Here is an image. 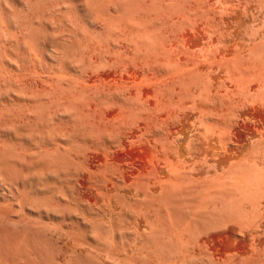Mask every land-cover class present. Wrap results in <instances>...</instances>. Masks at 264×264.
Listing matches in <instances>:
<instances>
[{"label": "rangeland", "instance_id": "374dc122", "mask_svg": "<svg viewBox=\"0 0 264 264\" xmlns=\"http://www.w3.org/2000/svg\"><path fill=\"white\" fill-rule=\"evenodd\" d=\"M127 1L116 12L123 34L110 36L151 35L162 55L128 51L138 67L117 84L92 81L90 69L108 79L106 53L61 68L19 54L7 68V91L37 87L39 100L35 126L28 101L5 99L20 120L0 134V264H264V0Z\"/></svg>", "mask_w": 264, "mask_h": 264}, {"label": "bare ground", "instance_id": "6f19581e", "mask_svg": "<svg viewBox=\"0 0 264 264\" xmlns=\"http://www.w3.org/2000/svg\"><path fill=\"white\" fill-rule=\"evenodd\" d=\"M67 1V2H66ZM61 0L59 2V0H57V2L55 0H0V130H1V133L0 134H4L2 131L4 130L3 128H5L6 125H10V124H14L12 122H14V120L16 119V114L15 112L13 113L11 110H9L10 107H7L8 109H6V104H7V101L9 103H13L17 100L20 101V99L22 98L23 101H28V105H29V108L27 107V110H26V114H24V116H26V120H30V118H32L31 120L33 121L32 123L35 125V119H37V105H36V99H38L37 97V90L35 87L31 89L29 88L30 86V83L28 82H25V83H28L27 85L29 87H25L24 90H17V91H14V89H17V88H14L13 90L11 89L12 93L10 94L9 92H11L9 90V92L7 91V89L10 88V85H9V79L11 78H14V77H10L8 78L7 76L9 75H6V73L9 71L7 70L8 66H12V63L13 65H18L19 63L17 62V64L15 63L16 62V58H14L13 56H18L19 54L21 55V59L23 58L28 60L30 63V66L31 64L34 66L33 68H35V65L37 62H39L40 59L42 58H46L48 60H56L58 58V60L60 59V68H61V64L62 65H65L63 64V61L65 62L67 59L70 60L71 58V61L72 59H78L83 61V59L85 58L87 61L88 60H91L90 59V56H92L93 54H95V56H99L102 54V57H104L105 53L107 54L108 56V59H106L105 62H107L109 65L108 67L105 65V69L109 70L108 72H110L108 74L109 76H111V78H109L108 75H106V77L108 79H105L103 77H105L104 75L102 76V74H100L98 72V70H93V69H90V71L92 70L91 72V75L93 76V82H95V84L97 85V83H99V86H100V83L103 82L105 84L102 83L101 87L103 86L104 88L107 87L105 85H108L109 87H111V85L113 83L117 84L116 81L121 80L123 78V76L121 74H123V71L125 73L128 72V69L130 68V66L136 68L138 67L136 65L135 62V55H141L142 59L144 57H146V59L148 58V53H152L154 55V53L157 55V53L159 52V47L157 48L154 43H153V39L151 38V35L150 37H148V39L146 38V36L142 37L141 36V39L140 36L138 38H136L135 40L133 39V35L129 37L128 36H124V35H120L118 36V34H115V37H111L110 35L112 34V32L114 31L115 32V27L118 29V33L119 34H123L120 30L121 29V26L117 27L120 23H119V18H120V15L119 17L117 16L116 12L117 10L120 8V4H122L123 0ZM126 1V0H124ZM139 1V0H138ZM143 1V0H142ZM152 1V0H151ZM159 2V0H157ZM156 1V2H157ZM129 3H131L129 0L127 1ZM155 2V3H156ZM162 1H160L161 3ZM164 2V0H163ZM162 2V3H163ZM172 2V1H171ZM133 3V1H132ZM145 3V2H144ZM154 3V2H153ZM152 3V4H153ZM154 3V4H155ZM159 3V4H160ZM128 4V3H127ZM150 4V6L152 5ZM153 4V5H154ZM125 4H123L124 6ZM134 5V4H133ZM148 5V4H145V6ZM163 5V4H162ZM175 5V4H174ZM136 6V5H134ZM137 6H138V3H137ZM142 3H141V7H142ZM144 6V7H145ZM148 6V7H150ZM157 6V5H156ZM171 6V5H170ZM179 6V5H178ZM147 7V6H146ZM161 7V5H159V8ZM164 7V6H163ZM126 8V7H125ZM134 8V7H133ZM137 8H140V7H136V10H138ZM143 8V7H142ZM152 8V7H151ZM150 8V9H151ZM162 8V7H161ZM167 8V7H166ZM169 8V7H168ZM168 8L166 11H168ZM173 8V7H172ZM123 9V7H122ZM128 9V8H127ZM132 9V8H131ZM155 9V8H154ZM178 9V8H177ZM135 10V9H134ZM153 10V9H152ZM171 10V9H170ZM121 11V9L119 10V12ZM123 11V10H122ZM130 11V10H129ZM139 11V10H138ZM144 11V10H143ZM146 11V9H145ZM151 11V10H150ZM160 11V10H159ZM181 11V10H180ZM132 12V11H131ZM141 12V11H139ZM164 12V11H163ZM179 12V11H178ZM122 12H120L121 14ZM125 13V12H124ZM160 13V12H159ZM119 14V13H118ZM131 16H133L134 14L130 13ZM139 14V13H138ZM143 14V13H142ZM151 13H149L150 15ZM153 14V13H152ZM156 14V13H155ZM129 15V14H128ZM128 15H125L128 16ZM146 15V13H145ZM144 15V16H145ZM171 15V14H170ZM178 15V14H176ZM137 16V14H136ZM154 16V15H153ZM156 16V15H155ZM129 17V16H128ZM127 17V18H128ZM135 17V16H134ZM138 18V17H137ZM155 19V17H153ZM151 18V19H153ZM164 18V17H163ZM174 18V16H173ZM124 19V17H123ZM129 19V18H128ZM144 19V18H143ZM158 19V17H157ZM122 20V19H121ZM120 20V21H121ZM132 20V19H130ZM142 20V19H141ZM161 20V19H160ZM158 20V23L159 21ZM168 20V19H167ZM175 20V19H174ZM182 20V19H181ZM144 21V20H143ZM142 21V23H143ZM172 21V20H171ZM176 21V20H175ZM126 22V21H125ZM130 22V21H129ZM138 22V21H137ZM140 22V21H139ZM155 22V21H154ZM157 22V21H156ZM162 22V21H161ZM122 23V21H121ZM133 23V22H132ZM150 22H148V25ZM128 24V23H127ZM125 24V26L127 25ZM121 25V24H120ZM141 25V23H140ZM144 25V24H143ZM146 25V24H145ZM155 25V24H154ZM160 25V24H159ZM164 25V24H163ZM137 25L133 26L134 28L136 27ZM158 26V25H157ZM148 27V26H147ZM145 27L143 29V31L147 28ZM176 27V26H175ZM197 27V26H196ZM133 28V29H134ZM139 28V27H138ZM137 28V30L139 31V29ZM150 27H148L149 29ZM155 28V27H154ZM171 28V27H170ZM178 28V27H176ZM115 29V30H114ZM126 29V28H125ZM131 29V28H129ZM136 29V28H135ZM134 29V30H135ZM141 29V28H140ZM160 29V28H159ZM164 29V28H162ZM174 29V28H173ZM171 28V30H173ZM132 30V29H131ZM153 32L154 29H151ZM124 31V30H123ZM126 31V30H125ZM130 31V30H129ZM128 31V33H129ZM143 31L142 33L140 34H143ZM150 31V30H149ZM157 31H158V28H157ZM156 31V32H157ZM176 31V30H175ZM174 31V32H175ZM132 32V31H131ZM148 32V31H147ZM169 32V30H168ZM139 33V32H137ZM159 33V32H158ZM157 33V34H158ZM164 33V32H163ZM162 33V34H163ZM183 33V32H182ZM76 34H79L78 37L76 38ZM106 34V35H105ZM146 34V33H145ZM155 34V33H154ZM160 33V36L162 35ZM166 34V33H165ZM176 34V33H175ZM105 38H104V36ZM127 35V34H125ZM136 35V34H135ZM139 34H137L138 36ZM148 35V34H147ZM113 36V35H112ZM118 36V37H117ZM184 36V35H183ZM73 37L76 41V45L78 46V51H73V50H70V48L72 49H75L73 48L74 45H73ZM106 37H108V39H106ZM157 37V36H155ZM117 38V39H116ZM143 38V39H142ZM151 38V40L149 39ZM154 38V37H153ZM159 38V37H158ZM177 38V37H176ZM156 39V38H155ZM101 40H104L101 42ZM138 40V42H136ZM148 42H147V41ZM150 40V42H149ZM174 40V39H173ZM176 40V39H175ZM74 41V42H75ZM145 41V42H144ZM171 41V39H170ZM103 43L101 45V43ZM183 42V41H182ZM162 43V42H161ZM172 43V42H170ZM176 43V42H175ZM132 44V46H131ZM134 44V45H133ZM154 44V45H153ZM157 44V43H156ZM173 44V43H172ZM165 45V43H164ZM163 46V45H162ZM228 46V45H227ZM168 48V47H167ZM173 48V47H172ZM177 48V47H176ZM144 49V50H143ZM166 49V47L164 48ZM101 50V51H100ZM158 52H157V51ZM167 50V49H166ZM173 50V49H172ZM179 50V49H178ZM71 51V52H70ZM75 53H73V52ZM132 52L133 54H135L134 56L132 55V59H130L131 57L130 56H127L126 53H128L129 55V52ZM170 51V50H169ZM76 52L78 55H76ZM122 52H125L124 56H119L121 55ZM157 52V53H156ZM162 52H163V49H162ZM183 52V51H181ZM167 53V52H166ZM171 53V52H170ZM178 53V52H177ZM161 54V52H160ZM169 54V52L167 53V55ZM176 54V53H175ZM71 55V56H69ZM151 55V54H150ZM159 55V54H158ZM157 55V57H158ZM162 55V54H161ZM161 55H159L161 57ZM166 54L163 55V57H166L165 56ZM171 55V54H170ZM168 55V56H170ZM106 56V55H105ZM167 56V57H168ZM100 57V56H99ZM101 57V58H102ZM127 57H130L129 59H125ZM19 58V57H18ZM94 58V57H93ZM107 58V57H106ZM159 58V57H158ZM174 58V57H173ZM181 58V57H180ZM66 59V60H64ZM95 59V58H94ZM138 59V58H137ZM150 59V58H149ZM167 59V58H166ZM172 59V58H170ZM15 60V61H14ZM22 62L24 63V61L26 62V60H24ZM105 60V59H104ZM132 60L134 62H132ZM141 60V59H140ZM154 60V59H153ZM169 60V59H168ZM175 60V58H174ZM43 61V60H42ZM77 61V60H76ZM137 61V60H136ZM167 61V60H166ZM45 62V61H44ZM59 62V61H58ZM84 62V61H83ZM89 62V61H88ZM104 63V61H102ZM141 62V61H140ZM146 62V61H145ZM160 62V61H159ZM169 62V61H168ZM171 62V61H170ZM169 62V63H170ZM174 62V61H173ZM178 62V61H177ZM46 63V62H45ZM82 63V62H81ZM165 63V62H164ZM179 63V62H178ZM29 64H26L27 67L29 66ZM42 64V63H41ZM40 64V66H41ZM69 64V63H68ZM79 64V63H78ZM121 64V65H120ZM127 64H128V69H127ZM148 64V63H146ZM157 64V63H156ZM22 65V64H21ZM47 64H45L46 66ZM52 65V64H51ZM86 65V64H84ZM144 65V64H143ZM149 65V64H148ZM169 65V64H168ZM29 66V67H30ZM69 66V65H68ZM76 66V65H74ZM80 66V65H79ZM89 66H93V64L91 65V61H90V65ZM147 66V65H146ZM154 66V65H153ZM15 67V66H14ZM21 67V66H20ZM25 67V66H24ZM27 67L25 69H27ZM32 67V66H31ZM65 67L67 68L66 66H62V68ZM85 67V66H84ZM90 67V68H91ZM95 67V66H94ZM107 67V68H106ZM132 67L130 68L132 70ZM140 67V66H139ZM145 67V66H143ZM150 67V66H149ZM179 67V66H178ZM37 68V67H36ZM64 68V69H65ZM18 69H19V66H18ZM30 69V68H29ZM39 69V68H38ZM45 69V68H44ZM52 69V68H51ZM58 69V68H57ZM62 69V71L64 70ZM87 69V68H86ZM129 69V71H131ZM150 69V68H149ZM153 69V68H152ZM168 69V68H167ZM33 69H30V71H32ZM37 70V69H36ZM66 70V69H65ZM101 70V69H99ZM104 70V69H102ZM137 70V68H136ZM28 71V74L29 72ZM38 71V70H37ZM45 71V70H44ZM61 71V73H62ZM67 71H69L67 69ZM80 71V70H79ZM97 71V72H96ZM105 71V70H104ZM103 71V72H104ZM134 72V70H132ZM177 71V70H176ZM20 72V71H19ZM41 72V71H40ZM52 71H50L51 73ZM56 72V71H55ZM55 72H53L55 74ZM83 72V71H82ZM80 72V73H82ZM102 72V73H103ZM161 72V71H160ZM11 73V72H10ZM9 73V74H10ZM16 73V72H15ZM33 73H34V70H33ZM49 73V72H48ZM78 73V72H76ZM86 73V72H85ZM84 73V75H85ZM89 73V71H88ZM87 73V74H88ZM132 73V72H131ZM155 73V72H154ZM14 74V72L12 73V75ZM23 74V73H22ZM26 74V72H25ZM53 74V75H54ZM60 74V73H58ZM57 74V75H58ZM73 74V73H72ZM130 74V73H129ZM127 74V75H129ZM138 74V73H137ZM11 75V76H12ZM17 75H20L19 73ZM35 75V74H34ZM38 75V74H37ZM40 75V73H39ZM38 75V76H39ZM47 75V74H46ZM65 75V74H64ZM80 75V74H79ZM82 75V74H81ZM83 75V76H84ZM131 75V74H130ZM129 75V76H130ZM146 75V74H145ZM29 76V75H28ZM32 76V75H31ZM36 76V75H35ZM91 76V77H92ZM19 77V76H18ZM78 77V75H77ZM88 76L86 75V78ZM90 77V76H89ZM88 79H92L91 77ZM125 77V76H124ZM22 78V77H20ZM29 78V77H28ZM33 78V79H32ZM31 80H32V83L34 81L35 83V79L34 77L32 76ZM49 78V76H48ZM57 78V77H56ZM64 78V77H62ZM79 78H81V80L83 81V84L80 85V86H77L79 87L80 91H83L84 90V87L87 86L88 82L85 83L86 81L88 80H84L82 79V77L80 76ZM84 78V77H83ZM129 78H132V77H128ZM145 78V77H144ZM153 78V77H152ZM10 79V80H11ZM59 79V78H58ZM66 79V78H65ZM73 79V78H72ZM71 79V80H72ZM137 79V78H136ZM25 80V79H24ZM37 80V79H36ZM74 80V79H73ZM72 80V81H73ZM77 80V79H76ZM144 80V79H143ZM53 81V80H52ZM59 81V80H58ZM80 81V80H79ZM85 81V82H84ZM91 81V82H92ZM98 81V82H97ZM100 81V82H99ZM122 81V80H121ZM129 81V80H127ZM146 81V80H145ZM12 82V81H11ZM16 81H14L15 83ZM45 82V81H44ZM49 82V81H48ZM68 82V81H67ZM78 82V81H77ZM97 82V83H96ZM113 82V83H112ZM132 82V81H131ZM136 82V81H135ZM63 83V82H62ZM76 83V81H75ZM112 83V84H111ZM128 83V82H127ZM42 84V83H41ZM49 85V83H47ZM55 84V83H54ZM59 84V83H58ZM80 84V83H79ZM94 84V85H95ZM114 84V85H115ZM124 84V83H123ZM122 84V85H123ZM133 83H131L129 86H131ZM17 85V83L15 84V86ZM25 85V84H24ZM33 85V84H32ZM37 85V84H36ZM47 85V86H48ZM78 85V84H77ZM126 85V84H125ZM135 85V84H134ZM133 85V87H134ZM144 85V84H143ZM12 86V85H11ZM19 86V85H18ZM22 86V85H21ZM34 86V85H33ZM76 85H74L73 89L74 90H77L75 88ZM93 86V85H92ZM91 86V88H92ZM118 86V85H116ZM9 87V88H7ZM59 87V86H58ZM57 87V88H58ZM62 87V86H61ZM88 87V86H87ZM101 87L100 90H101ZM102 87V88H103ZM120 86H118L119 88ZM12 88V87H11ZM23 89V87H19V89ZM30 90H29V89ZM52 88V87H51ZM70 88V87H69ZM97 86L94 91V95H95V92L97 90ZM98 88V89H99ZM103 88V89H104ZM115 88V87H114ZM128 91V87H126ZM90 89V88H89ZM102 89V91H103ZM108 89V88H107ZM141 89V88H140ZM143 89V88H142ZM148 89V88H147ZM63 90V89H62ZM91 90V89H90ZM93 90V89H92ZM117 90V88H116ZM119 92H120V89H118ZM123 90V89H122ZM132 90V89H131ZM41 91V90H40ZM50 91V90H49ZM57 91V90H56ZM56 91H54L56 93ZM78 91V94L79 92ZM99 91V90H97ZM71 91H69L70 93ZM76 92V91H75ZM118 92V91H117ZM125 92V91H124ZM50 93V92H49ZM73 93V92H72ZM85 93V92H84ZM98 93V92H97ZM102 93V92H101ZM108 93V92H107ZM123 93V92H122ZM44 94V93H43ZM46 94V93H45ZM44 94V95H45ZM100 94V93H99ZM53 95V94H52ZM61 95V94H60ZM64 95V94H63ZM97 95V94H96ZM112 95V94H111ZM54 96V95H53ZM70 96V95H68ZM80 96V95H79ZM93 96V95H92ZM98 96V95H97ZM121 96V95H120ZM126 96V95H125ZM73 97V96H72ZM76 97V96H75ZM88 97V96H87ZM100 97V96H99ZM7 98V101L5 102V99ZM36 98V99H35ZM61 98V97H60ZM84 98V97H83ZM86 98V97H85ZM90 98V97H89ZM122 98V97H121ZM124 98V97H123ZM141 98V97H140ZM21 99V101H22ZM58 99V98H57ZM69 99V98H67ZM74 99V98H73ZM93 99V98H92ZM103 99V98H102ZM15 100V101H14ZM39 100V99H38ZM41 100V99H40ZM81 100V99H80ZM91 100V99H90ZM107 100V99H106ZM126 100V99H124ZM16 101V103H17ZM18 101V102H19ZM31 101V102H30ZM59 101V99H58ZM57 101V102H58ZM65 101V100H63ZM78 101V100H77ZM83 101V100H82ZM85 101V100H84ZM55 102V101H54ZM61 102V101H60ZM136 102V101H135ZM15 103V104H16ZM43 103V102H42ZM52 103V102H51ZM50 103V104H51ZM89 103V102H88ZM87 103V104H88ZM108 103V102H107ZM125 103V102H124ZM12 104V105H13ZM14 104V105H15ZM72 104V103H71ZM84 104V103H83ZM143 104V103H142ZM10 105V104H9ZM27 105V106H28ZM36 105V106H35ZM51 105H54V104H51ZM50 105V108L52 107ZM59 105V104H58ZM56 104V107L58 106ZM90 105V104H89ZM88 105V106H89ZM105 105V103H104ZM123 105V104H122ZM20 107L19 103H17V105H15V107ZM22 106V105H21ZM26 106V104H25ZM42 106H45V105H42ZM60 106V105H59ZM91 106V105H90ZM107 106V105H106ZM115 106V105H114ZM121 106V104H120ZM16 108H13V109H17ZM49 107V106H48ZM47 107V108H48ZM87 107V105H86ZM110 107V106H109ZM108 107V108H109ZM116 107V106H115ZM114 107V108H115ZM25 108V107H24ZM21 109L24 110L25 112V109ZM45 108V107H44ZM49 108V109H50ZM100 108V107H99ZM133 108V107H132ZM136 108V107H135ZM12 109V108H10ZM20 109V110H21ZM52 109V108H51ZM60 109V107H59ZM76 109H78L76 107ZM90 109V108H89ZM97 109V108H96ZM111 109V108H110ZM6 110V111H5ZM46 110V109H45ZM58 110V109H57ZM84 111V109H82ZM115 109H113L114 111ZM127 110V109H126ZM125 110V111H126ZM18 113L19 112V109L16 110ZM44 111V110H43ZM88 111V110H87ZM102 111V110H101ZM122 110L120 109V112ZM124 111V109H123ZM124 111V112H125ZM14 114L16 117L15 119L11 118V115L9 117V114L10 113ZM24 112H20L18 113L19 116L21 117V114L24 113ZM46 112V111H44ZM69 112V111H68ZM76 112V111H74ZM73 112V113H74ZM96 112V111H95ZM119 112V111H118ZM42 113V112H41ZM41 113H39L41 115ZM62 113V112H61ZM90 113V112H89ZM101 113V112H99ZM105 113V112H104ZM107 113V112H106ZM17 114V115H18ZM50 115V113H48ZM54 114V112L52 113V115ZM67 114V113H66ZM116 114V113H115ZM127 114V113H126ZM130 114V113H129ZM13 115V116H14ZM43 115V114H42ZM50 115V117L52 116ZM63 115V114H62ZM69 115V114H67ZM89 115V114H88ZM101 115V114H100ZM106 115V114H105ZM104 115V116H105ZM18 116V117H19ZM22 116V117H24ZM64 116V115H63ZM62 116V117H63ZM76 116V115H75ZM103 116V115H102ZM117 116V115H116ZM30 117V118H28ZM41 117V116H40ZM61 117V118H62ZM69 117V116H68ZM96 117V116H95ZM44 118V117H43ZM49 118V117H47ZM52 118V117H51ZM60 118V119H61ZM74 118V117H73ZM77 118V116H76ZM85 118V116H84ZM90 118V117H89ZM13 119V121H12ZM58 119V118H57ZM104 119V118H103ZM122 119V118H121ZM18 120V118L16 119ZM15 120V121H16ZM20 120V119H19ZM18 120V121H19ZM27 120V121H28ZM30 120V121H31ZM79 120V119H78ZM96 120V119H95ZM26 122V124L28 125V123ZM53 121V120H52ZM51 121V122H52ZM61 121V120H60ZM74 121V120H73ZM85 121V120H84ZM83 121V122H84ZM22 122V121H21ZM36 122H38L36 120ZM50 122V123H51ZM7 123H10V124H7ZM75 123V121H74ZM85 123V122H84ZM19 124V123H18ZM43 123H41V126H42ZM53 124V123H52ZM87 124V123H86ZM90 124V123H89ZM113 124V123H112ZM81 125V124H80ZM92 125V124H91ZM107 125V124H106ZM105 125V127H106ZM111 125V124H110ZM15 126V125H14ZM36 126V125H35ZM46 126L48 127V125L46 124ZM45 126V127H46ZM108 126V125H107ZM23 127H25V125H23ZM50 127H54L53 125L50 126ZM58 127V126H57ZM64 127V125H63ZM61 127V128H63ZM86 127V126H85ZM90 127V126H89ZM93 127V126H92ZM9 128V127H8ZM14 128V127H13ZM43 128V127H42ZM56 128V127H55ZM7 129V128H6ZM36 129V128H35ZM34 129V130H35ZM39 129V128H38ZM51 129V128H50ZM58 129V128H57ZM79 129V128H78ZM91 129V128H90ZM10 130V129H9ZM7 130V131H9ZM27 130V129H26ZM32 130V129H31ZM60 130V129H59ZM69 130V129H67ZM15 131H19L18 129H14V133H16ZM21 131H23L21 129ZM50 131V130H49ZM41 132V131H40ZM48 132V131H47ZM59 132V131H58ZM84 132V131H83ZM86 132V131H85ZM21 133V132H20ZM23 133V132H22ZM32 133V132H31ZM39 133V131H38ZM59 134V133H58ZM74 134V133H73ZM29 135V134H28ZM39 135V134H38ZM62 135V134H61ZM4 135H2L3 137ZM17 136V135H16ZM31 136V135H30ZM41 136V135H39ZM50 136V135H49ZM55 136V135H54ZM53 136V137H54ZM58 136V135H57ZM68 136V135H67ZM1 137V136H0ZM6 137V136H5ZM47 137V136H46ZM70 137V136H69ZM27 138V137H26ZM2 139V138H1ZM12 139V138H11ZM21 139V138H20ZM35 139V137H34ZM58 139V138H57ZM60 139V138H59ZM5 139L3 138V141ZM18 140V139H17ZM30 140V139H29ZM38 140V139H37ZM66 140V139H65ZM10 141V140H9ZM27 141V140H26ZM64 141V139H63ZM67 141V140H66ZM7 142V141H5ZM18 142V141H17ZM28 142V141H27ZM42 142V141H41ZM60 142V141H59ZM16 143V141H15ZM47 143V142H46ZM45 143V144H46ZM4 144V143H3ZM35 144V143H34ZM49 144V143H48ZM52 144V141L51 143ZM54 144V143H53ZM71 144V143H70ZM1 145V143H0ZM6 145V144H4ZM3 145V146H4ZM17 145V144H16ZM20 145V143H19ZM68 145V144H67ZM12 146V145H11ZM24 146V145H23ZM28 146V145H27ZM44 146V145H43ZM51 146V145H49ZM5 147V146H4ZM13 147V146H12ZM19 147V146H18ZM40 147H42V145L40 144ZM3 148V147H2ZM17 148V147H16ZM15 148V149H16ZM28 147H26L27 149ZM32 148V147H31ZM39 148V147H38ZM37 148V149H38ZM51 148V147H50ZM57 148V147H55ZM5 149V148H4ZM4 149H1L0 147V163L2 162L1 161V157H5V153H4ZM22 149V148H21ZM41 149V148H39ZM60 149V148H59ZM10 150V149H9ZM23 150V149H22ZM22 150L20 152H22ZM28 150V149H27ZM47 150V149H46ZM56 150V149H55ZM16 151V150H14ZM36 151V150H35ZM34 151V152H35ZM38 151V150H37ZM65 151V150H64ZM7 152V150H6ZM20 152H16V153H19L17 155H20ZM32 152V151H31ZM14 152V154H16ZM33 153V152H32ZM49 153V151H48ZM61 153V152H60ZM25 153H23L22 155H24ZM34 154H36V158L37 157V152H35ZM32 154V156L34 155ZM41 154V153H40ZM52 155V154H51ZM15 156V155H13ZM40 156V155H39ZM44 156V155H43ZM8 157V156H7ZM14 158V157H13ZM23 158V157H21ZM25 158V156H24ZM28 158V156H27ZM30 158V157H29ZM33 158V157H31ZM45 159V158H44ZM31 160V159H30ZM35 160V159H34ZM33 160V161H34ZM6 161V160H5ZM16 161V160H15ZM14 161V163H15ZM20 161V160H19ZM4 162V161H3ZM2 162V163H3ZM21 162V161H20ZM6 163V162H5ZM9 163V162H8ZM13 163V164H14ZM2 165V164H1ZM4 165V164H3ZM8 165V164H7ZM37 165V164H36ZM46 165V164H45ZM5 166V165H4ZM16 166V165H15ZM54 166V165H53ZM14 168V167H13ZM31 168V167H30ZM15 169V168H14ZM41 169V168H39ZM2 170V169H1ZM8 170V169H7ZM54 170V169H53ZM45 171V170H44ZM42 171V173L44 172ZM12 172V171H11ZM29 172V171H28ZM53 172V171H51ZM55 172V171H54ZM9 173V172H8ZM35 173V172H34ZM65 173V172H64ZM41 174V173H40ZM4 175V174H3ZM10 175V174H9ZM58 175V174H57ZM16 176V174H15ZM37 176V175H36ZM7 177V176H6ZM9 177V176H8ZM38 177V176H37ZM44 177V176H43ZM2 178V177H1ZM36 178V177H35ZM42 178V177H41ZM47 178V176H46ZM4 179V177H3ZM1 180V179H0ZM10 180V179H9ZM25 180V179H24ZM23 180V181H24ZM43 180V179H42ZM3 181V180H2ZM6 181V180H4ZM32 181V180H31ZM30 181V182H31ZM49 181V180H48ZM112 181V180H111ZM60 182V181H59ZM42 183V181H41ZM51 183V182H50ZM112 183V182H111ZM12 184V183H11ZM14 184V183H13ZM17 184V183H16ZM22 184V183H21ZM59 184V183H58ZM63 184V183H62ZM6 185V184H5ZM40 185V184H39ZM45 186V185H44ZM7 187V186H6ZM17 188V187H16ZM24 188V187H23ZM60 188V187H59ZM45 192V191H44ZM26 193V192H25ZM167 194V193H166ZM172 194V193H171ZM13 196V195H12ZM166 196V195H165ZM26 197V196H25ZM172 197V196H171ZM49 198V197H48ZM65 198V197H64ZM6 199V198H5ZM4 200V198H3ZM39 200V199H38ZM172 200V199H171ZM20 204V203H18ZM48 205V204H47ZM45 206V205H44ZM258 206V205H257ZM31 207V206H30ZM256 207V206H255ZM2 208V207H1ZM29 208V207H28ZM257 208V207H256ZM46 209V208H45ZM253 210V209H252ZM20 212V211H19ZM2 213V212H1ZM23 213V212H22ZM22 215V214H21ZM242 215V214H241ZM245 215V214H244ZM18 216V215H17ZM243 216V215H242ZM259 218V217H258ZM28 220V219H27ZM239 220V219H238ZM252 220V219H251ZM1 225V224H0ZM10 225V224H9ZM239 225V224H238ZM258 226V225H257ZM241 228V227H239ZM13 230V229H12ZM28 230V229H27ZM19 231V229H18ZM96 231V230H95ZM5 233V232H4ZM1 234V233H0ZM22 238V237H21ZM29 238V237H28ZM150 238V237H149ZM153 238V237H152ZM1 239V238H0ZM33 239V238H32ZM148 239V238H147ZM255 239V238H254ZM21 240V239H20ZM239 240V239H238ZM16 241V240H15ZM34 241V240H33ZM152 243V242H151ZM198 243V242H197ZM26 244V243H25ZM155 244V242L153 243ZM23 245V244H22ZM199 245V244H198ZM35 246V245H34ZM16 247V246H15ZM14 247V248H15ZM42 247V246H41ZM150 247V246H149ZM156 247V246H155ZM201 247V246H200ZM12 248V247H11ZM158 250V249H157ZM162 251V250H161ZM171 251V250H170ZM177 251V250H176ZM182 252V251H181ZM10 253V252H9ZM213 253V252H212ZM11 256V255H10ZM178 259V258H177ZM28 260V259H27ZM233 262V261H232Z\"/></svg>", "mask_w": 264, "mask_h": 264}]
</instances>
